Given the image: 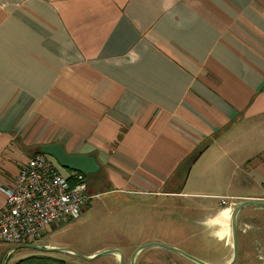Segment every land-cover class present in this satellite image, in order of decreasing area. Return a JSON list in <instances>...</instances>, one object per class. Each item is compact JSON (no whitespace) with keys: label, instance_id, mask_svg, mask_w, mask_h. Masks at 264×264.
<instances>
[{"label":"crops","instance_id":"1","mask_svg":"<svg viewBox=\"0 0 264 264\" xmlns=\"http://www.w3.org/2000/svg\"><path fill=\"white\" fill-rule=\"evenodd\" d=\"M50 144L93 156L107 192L186 199L177 219L224 243L211 264H230L237 208L264 199V0H0V210ZM237 222L244 257L253 244L264 259V206ZM157 223L138 244L192 252ZM174 255L152 245L136 264Z\"/></svg>","mask_w":264,"mask_h":264},{"label":"rangeland","instance_id":"2","mask_svg":"<svg viewBox=\"0 0 264 264\" xmlns=\"http://www.w3.org/2000/svg\"><path fill=\"white\" fill-rule=\"evenodd\" d=\"M50 158L54 160L62 173H67L68 170L61 167L54 158ZM99 190L101 189L97 191ZM93 196L88 209L79 218L63 222L44 231L37 244L68 247L82 255H90L95 251L100 253L114 248L122 249L125 253L129 247V249H133V247L139 248L143 245L138 244L139 240L144 237V233L152 231L146 227L152 225L154 221H158L157 228L153 229L155 232L158 231L170 241L183 240L189 243L187 246L193 248L190 250L192 252L181 250L205 263L211 264L210 261H219L225 252L224 243L208 239L206 233L202 231L203 228L202 230L199 227L190 228L185 226L182 220L177 219L178 213L184 210L183 206L188 205L186 199L181 197L131 196L107 191L100 194L97 192ZM154 215L157 216V220L152 217ZM194 230L198 235L187 239V236ZM241 237L240 234L237 252L233 256V259L236 257V260L233 264H264V259H261L258 254V247L256 248L253 244L250 246L251 253L244 257ZM0 247L9 249L13 245L0 241ZM101 248L105 249L99 250ZM33 253L36 251L25 248L16 250L11 261L21 254L26 256ZM56 254L69 260L71 264H120V260L117 263L113 254L100 255L92 260H86L68 252H57ZM124 255L123 264H132L126 253ZM165 259L164 264H199L185 256H176L170 262L167 258Z\"/></svg>","mask_w":264,"mask_h":264},{"label":"built area","instance_id":"3","mask_svg":"<svg viewBox=\"0 0 264 264\" xmlns=\"http://www.w3.org/2000/svg\"><path fill=\"white\" fill-rule=\"evenodd\" d=\"M88 190L83 172L64 174L48 155L35 153L21 167L14 184L3 188L6 204L0 210V241L37 244L44 231L84 212L94 197ZM221 201L227 203L226 198Z\"/></svg>","mask_w":264,"mask_h":264},{"label":"water","instance_id":"4","mask_svg":"<svg viewBox=\"0 0 264 264\" xmlns=\"http://www.w3.org/2000/svg\"><path fill=\"white\" fill-rule=\"evenodd\" d=\"M42 151L46 154H49L53 156L63 167L68 168V169H74L80 172H84L86 174H93L98 172L100 169V165L96 161V159L93 156H88V155H71L69 154L64 147L61 144H50V145H45L42 147ZM250 203H255L259 204L261 206H264V201L263 200H249L245 201L243 204H241L232 220V234H233V240H234V253L236 254L237 248H238V222H237V217H238V212L246 204ZM152 245H159L162 246L166 249H169L173 252H176L178 254H181L182 256H185L199 264H208L205 263L202 260H199L198 258L184 252L180 248L158 243V242H151V243H146L141 245L133 254L131 261L132 264H136V257L137 254L143 250L146 247L152 246ZM32 249V250H38V251H44V252H59V253H71V254H76L79 257L86 259V260H92L100 255H106V254H115L119 256L120 264L124 263V253L120 249H109V250H104L100 253L94 254V255H82L79 252L68 248V247H59V246H42L38 244H19L15 245L7 250V252L4 255V258L2 260V264H8V260L13 252L19 249ZM236 256V255H235ZM236 260V257L232 260L230 264H233Z\"/></svg>","mask_w":264,"mask_h":264},{"label":"trees","instance_id":"5","mask_svg":"<svg viewBox=\"0 0 264 264\" xmlns=\"http://www.w3.org/2000/svg\"><path fill=\"white\" fill-rule=\"evenodd\" d=\"M201 151L202 149L197 151L193 155L189 156L185 160L184 164H182L180 169L188 170L190 166L192 165V163L195 161V159L199 156ZM39 152H42V151H39ZM85 175L90 177L92 181H94L93 188L89 186L88 191L90 194L97 193L96 191L98 189H101L98 192L108 191V188L107 186H105V183H104L105 177H103L101 170H98V172L93 173V174H85ZM34 251H36V253H33L27 257L19 259L12 264H68L67 261L63 257L56 254L57 252H44V251H38V250H34ZM11 257L12 255L10 256V258Z\"/></svg>","mask_w":264,"mask_h":264}]
</instances>
